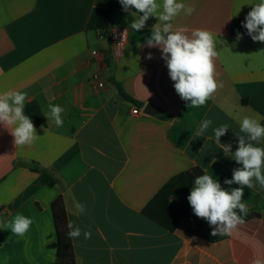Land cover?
Returning a JSON list of instances; mask_svg holds the SVG:
<instances>
[{"label":"crops","instance_id":"obj_1","mask_svg":"<svg viewBox=\"0 0 264 264\" xmlns=\"http://www.w3.org/2000/svg\"><path fill=\"white\" fill-rule=\"evenodd\" d=\"M182 2L196 11L181 12L174 29L212 33L219 53L215 79L224 85L198 108L177 95L160 49L147 45L156 17L136 32L135 17L119 0H0V93L26 92V104L36 102L45 122L36 127L40 138L25 146H16L0 125V219L21 213L34 220L23 237L0 229V264H56L51 205L57 198L67 223L91 231V239L71 240L76 264L264 261V191L258 186L245 187L242 201L261 217L251 216L218 242L189 235L186 219L168 231L142 214L172 177L192 168L212 174L224 188L240 187L224 184L241 165L214 143L212 128L231 126L220 142L231 143L234 152L245 116L264 124V42H254L242 27L259 0ZM94 8L112 9L111 29L126 30L121 55H114L107 36L87 29ZM48 103L65 108L63 127L44 116ZM204 119L213 125L196 137ZM30 165L56 184L43 185ZM76 202L86 205L80 216L74 215Z\"/></svg>","mask_w":264,"mask_h":264},{"label":"clouds","instance_id":"obj_2","mask_svg":"<svg viewBox=\"0 0 264 264\" xmlns=\"http://www.w3.org/2000/svg\"><path fill=\"white\" fill-rule=\"evenodd\" d=\"M119 3L125 13L135 17L131 28L136 32L145 27L149 18L158 19L147 39V45L160 49L168 75L174 82L175 92L183 101L190 102L189 107L205 105L218 88L224 87L222 81L215 79L214 60L219 53L212 33L194 29L188 34L187 28L173 27V20L181 12L192 15L196 11L194 6L182 0H162V3H158V0H119ZM252 5L242 27L254 42H264V0ZM133 8L135 12H131ZM242 38L243 35L238 32L237 41ZM147 58L152 59L151 54ZM27 99L26 92L9 90L0 93V125L10 131L16 146L31 145L40 138L33 121L25 114ZM64 112L65 108L61 105L48 103L44 116L57 127H63ZM212 125L211 119H204L195 133L196 137H203ZM230 127L227 123L213 127L212 138L226 156L241 165L233 169L232 178L225 179L224 184H237L240 187L224 188L212 174L205 173L195 177L187 196L192 212L207 221L212 228V236H231L238 226L245 223V217L249 214L246 202L242 201L245 187L253 189L258 186L264 191V147L257 146L264 141V124L254 117L245 116L239 123V131L235 133L238 146L234 152L231 143L220 142ZM74 207L76 216L86 211L84 203L76 202ZM33 223L32 218L17 213L10 220L0 219V229L10 230L13 235L23 237ZM67 227L70 240H78L81 236L85 240L91 239V231L82 229L75 221L69 220ZM252 264H264V261L255 258Z\"/></svg>","mask_w":264,"mask_h":264},{"label":"trees","instance_id":"obj_3","mask_svg":"<svg viewBox=\"0 0 264 264\" xmlns=\"http://www.w3.org/2000/svg\"><path fill=\"white\" fill-rule=\"evenodd\" d=\"M112 9L94 8L87 22V29L107 36L111 30ZM119 93L125 97L123 91L117 86ZM25 114L33 121L35 127L44 126V118L38 104L31 101L26 104ZM29 169L39 174L40 182L48 187L56 184V179L44 170L33 165ZM202 170L192 168L172 177L154 196L149 204L142 210V214L154 221L162 228L173 231L179 223L186 219L188 221L186 232L194 237L208 242H218L228 236H212V228L206 220L198 218L192 212L187 196L194 184L196 176L202 175ZM52 215L57 237L56 264H76L71 240L68 238L66 211L62 198H57L51 205ZM251 217L250 212L245 221Z\"/></svg>","mask_w":264,"mask_h":264},{"label":"built area","instance_id":"obj_4","mask_svg":"<svg viewBox=\"0 0 264 264\" xmlns=\"http://www.w3.org/2000/svg\"><path fill=\"white\" fill-rule=\"evenodd\" d=\"M109 37H110V41H111V45H112V50L114 55H121L123 48H124V44L126 41V37H127V32L124 29H119V28H115V29H111L108 33ZM93 54L95 55L96 52H93ZM99 86H101V84H99ZM139 110L138 108H134L132 110V113L134 115L139 114Z\"/></svg>","mask_w":264,"mask_h":264},{"label":"water","instance_id":"obj_5","mask_svg":"<svg viewBox=\"0 0 264 264\" xmlns=\"http://www.w3.org/2000/svg\"><path fill=\"white\" fill-rule=\"evenodd\" d=\"M144 112H146V113H152V110L150 109V107L146 106L145 109H144ZM250 215L252 217H257V218H260L261 217V215L259 213H257V212H251Z\"/></svg>","mask_w":264,"mask_h":264}]
</instances>
